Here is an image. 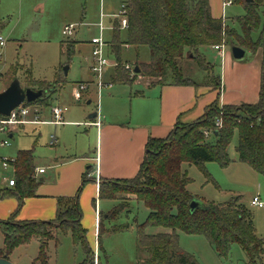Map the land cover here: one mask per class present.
<instances>
[{
	"label": "trees",
	"instance_id": "16d2710c",
	"mask_svg": "<svg viewBox=\"0 0 264 264\" xmlns=\"http://www.w3.org/2000/svg\"><path fill=\"white\" fill-rule=\"evenodd\" d=\"M237 1H241L245 8V14L237 19L242 27L241 33L229 28L223 18L213 16L211 0H127L128 28L121 30L118 21H114L107 55L119 62L123 58L125 44L132 46L136 50L140 73L131 75L128 69L117 66L113 83L132 84L141 75L151 80L150 85L165 82L194 84L195 80L186 76L183 70L182 62L187 56L207 71L213 87L220 89L221 78L214 74L213 65L200 51L202 46L228 44L231 40L232 47L237 45L253 54L261 50L262 54L257 102L220 104L217 98L196 120L177 122L167 136L149 138L147 153L134 177L99 181V199L121 200L122 193L134 194L135 199L149 209L146 219L136 223L137 245L148 253L145 261L148 264H201L195 255L180 245L179 232L205 236L218 255L225 259L230 256L233 245L238 244L245 252L246 264H264V238L258 234L254 214L241 197L218 204L206 201L209 204L207 208L192 211L190 202L195 196L188 189L192 178L182 168L183 163L197 165L208 181H214L206 163L217 161L222 167H227L232 161L229 145L237 133L239 161L264 175V23L257 40L251 35L260 26V9L264 0ZM4 26L0 21V36ZM122 32H126L124 39ZM61 46L65 47L62 53L70 58L74 50L68 41L62 42ZM144 47L149 51L146 62L139 60ZM30 74L25 88L35 89L38 86L37 89H43L45 94V82L34 80ZM65 82L66 79L58 73L55 84L63 88ZM44 94L35 101H25V104L50 106ZM3 117L0 114V118ZM218 121H221L220 126ZM34 159L33 149L19 150L14 159L18 187L15 190H0V199L11 196L18 199L11 215L0 219L4 233L0 257L10 259L18 246L27 245L37 238L39 250L31 264H49V241L57 242V235L64 233L71 234L74 243L83 250L84 258L78 264H95V250L82 224L83 212L79 202L83 186L96 181L89 176V172L83 174L82 184L74 195L58 197L53 219H17L25 198L36 195L39 186ZM123 203L107 213L100 211L98 241L102 251L103 234L128 227V224L105 227V219H115ZM149 228L161 230L149 232ZM100 256L98 254V264H103Z\"/></svg>",
	"mask_w": 264,
	"mask_h": 264
},
{
	"label": "rangeland",
	"instance_id": "374dc122",
	"mask_svg": "<svg viewBox=\"0 0 264 264\" xmlns=\"http://www.w3.org/2000/svg\"><path fill=\"white\" fill-rule=\"evenodd\" d=\"M127 0H0V21L5 26L1 36L5 40L4 46L0 45V92L5 90L11 81L17 77L23 87H26V79L31 78L45 82L46 93L44 97L52 105L67 106L66 117L70 120L83 118L86 120L85 111L88 109L100 110V114L106 111H114L122 108L126 111L130 108V101L122 92L118 98L111 99L108 92L114 88L116 90H140L142 86L127 83H113L112 76L117 66L125 67L138 65L135 61V49L124 47L123 58L116 61L113 56L109 60L116 62L115 69L113 64L106 68L104 82L112 83L111 87H103L99 90L97 80L91 70L93 62L92 47L89 41L94 36H99L96 26L100 21L101 7L108 14L104 18V24L108 28L104 38L111 45L113 20L110 18L114 13L122 9ZM244 1V0H242ZM222 3V0H221ZM222 17L225 24L241 33L242 27L237 19L245 14V8L241 1L234 2L222 10ZM261 22L258 29L252 32V38L257 40L260 29L264 23V4L260 9ZM77 25V33L68 37L63 34L65 25ZM126 37V32H122V39ZM67 42L74 50L70 58L62 53L61 43ZM230 41V42H229ZM225 51L231 52V40L225 44ZM200 51L205 55L207 61L213 65V72L224 78L225 58L221 60L218 52L212 46H202ZM148 49L142 48L140 51V61L148 59ZM260 59V55L258 56ZM242 63H254L257 60L256 53L246 51L243 58L237 59ZM183 70L186 76L195 81L206 80L209 78L208 72L201 69L196 62L189 57L183 59ZM69 66L68 73L65 75L63 68ZM62 68V69H61ZM61 69V70H60ZM127 69V68H126ZM132 75V71L128 70ZM58 73L66 79L63 88L55 84ZM77 82H89L87 97L93 101L87 103V98L77 101L73 96V89ZM38 86L35 88L37 89ZM56 90V91H55ZM122 95V96H121ZM117 102V104H116ZM241 104V103H239ZM238 104V105H239ZM44 108L42 118L50 117L51 108ZM88 115V114H86ZM32 116L30 115L29 118ZM85 126L66 124L55 125L48 122L38 124H27L23 129L15 133L10 139V146H0V181L3 177L13 176L11 165L5 169L2 158L14 160L15 154L19 149H33L35 154L34 164L48 168V174L52 172L48 166L52 160L60 155L84 154L83 152H93V133L89 135L85 131ZM55 134L59 138L57 145L50 144L51 135ZM0 138H8L5 133L0 134ZM66 143V144H64ZM237 133H235L230 145L229 155L232 159L227 167H222L217 161L206 163L207 171L212 175L214 181H208L206 174L194 164L183 163L182 168L192 178L188 185L189 191L198 198L210 203H222L240 196L254 214V222L257 232L264 238V206L250 205V199L254 195H259L264 202V175L259 174L246 163L238 160L236 151ZM92 145L91 148H88ZM20 146V148H17ZM92 182H87L81 191L80 199L85 192L88 197V207L92 212L95 210L96 196H91L85 189ZM40 184V183H39ZM82 184V182H81ZM79 185V187L81 186ZM91 186V185H89ZM88 190V189H87ZM89 194V195H88ZM121 200L98 199V206L103 212L107 213L115 206L123 203L119 214L115 219H105V227L117 224H128V227L119 232H107L102 235L99 249V241L96 239L94 248L95 264H98V254L101 256L103 264H141L148 258V253L137 245L136 223L143 222L149 209L143 202L137 201L134 194L122 193ZM11 198V197H10ZM80 206L84 214L81 201ZM161 229L149 228V232ZM93 231L88 230V240ZM180 233V245L188 252L195 255L201 264H246V255L240 245L232 247L230 256L221 258L214 247L203 235ZM4 233L0 226V248L3 246ZM91 244V243H90ZM39 241L33 238L29 244L18 246L10 256L13 264H31L37 256ZM49 264H78L84 258V253L80 245L75 244L71 234L59 233L56 240L49 241Z\"/></svg>",
	"mask_w": 264,
	"mask_h": 264
},
{
	"label": "crops",
	"instance_id": "0c3cea01",
	"mask_svg": "<svg viewBox=\"0 0 264 264\" xmlns=\"http://www.w3.org/2000/svg\"><path fill=\"white\" fill-rule=\"evenodd\" d=\"M211 6L213 16L216 18H223L221 10L224 7L221 0H211ZM110 18L112 19V16H110ZM107 29L108 28H106V30ZM89 44L92 47L90 41ZM129 47L133 48L132 46ZM259 55L260 59H258ZM256 57L257 60L255 64L242 63L233 56L232 50L230 53L225 52L224 57H221V60L225 58V70L224 78L219 75L221 78L220 89H215L209 78L204 81H195L194 84L180 85L165 82L163 84L150 85V79L138 75L133 84L142 86V89L134 91L133 87H131L130 90H124V88L116 90L111 86L112 89L108 92L111 99L118 98L123 92L125 97L130 101V108L128 110L123 111L120 107L116 108L114 111H106V113L100 114V110L97 108V117L91 119L89 115L95 112V109H88L85 111L84 118L86 120L84 121L83 118L70 120L66 117L67 114L65 113V122L55 125L78 124L79 126H85L87 134L89 135L92 132V137L95 138L93 141V146L95 145L93 147V152L84 151V154L76 153L68 156H57L52 160L51 165L48 166L49 169H52V172L49 174L47 167L42 165L36 167V164H34L35 177L40 184L36 195L25 198L17 219H53L57 211L58 197L74 195L82 182L83 174L89 172V176L95 178L96 181H91L92 183L89 184L91 186L88 185L84 190L91 196H96L94 212L88 207V197L85 195V192L80 201L84 211L82 224L87 231H93V235L89 233L91 234L90 243L92 247L95 248V241L98 239L100 211H102L98 206L99 181L101 179H126L134 177L139 171L147 153L146 145L149 138H162L167 136L177 122L189 123L196 120L205 113L207 106L217 98L220 104L257 102L259 99L261 81V50H257ZM148 60L149 55L146 61ZM135 61H137L136 50ZM111 65L112 64L108 66ZM112 66L115 69V65L113 64ZM113 74H115V70ZM111 77L113 76L111 75ZM86 83L89 86V82ZM84 92L83 98H87L88 104L91 103L93 99L87 97L88 94ZM137 92H142V94H137ZM50 106L53 107L54 105L51 103ZM52 107L50 108L51 110ZM33 108L39 110L38 112L43 122L54 124L50 122L52 113H50L48 119L42 118L44 108L46 107L39 106ZM31 116L30 119L33 118V114H31ZM98 121L100 125L96 124ZM27 124L38 123L28 122L13 125L4 133L8 138L13 139L15 133L23 129ZM57 139L58 141L55 145L59 142L58 137ZM10 144L8 146H10ZM91 146L92 145H89L88 148H91ZM17 148H20V146ZM12 165H14V163L11 164L14 175L10 176L8 179L7 177L1 179L0 190H15L18 187V183H15V185L9 184L10 179L14 178L17 181ZM38 168H44L45 171L37 173ZM17 205L18 199L16 196L0 199V219H7Z\"/></svg>",
	"mask_w": 264,
	"mask_h": 264
},
{
	"label": "built area",
	"instance_id": "2783aa9c",
	"mask_svg": "<svg viewBox=\"0 0 264 264\" xmlns=\"http://www.w3.org/2000/svg\"><path fill=\"white\" fill-rule=\"evenodd\" d=\"M234 0H223V7H226L230 4H232ZM126 2L123 4L122 9L112 15L113 19V27L112 30L115 28L114 21H118L119 28L121 30H126L128 28V15H127V9H126ZM107 16L106 13H104L103 8L101 7L100 11V21L96 25L99 30V36H94L90 39V43L92 44V57L93 62L91 65V70L95 75L96 82L98 85L99 90H101L103 87H111L112 83H106L104 82V74L106 71V67L110 64H116V62H112L109 60V56L107 55L109 43L104 38V31L106 30V26L104 24V18ZM77 25L74 24H68L65 25L63 28V34L67 35L68 37L74 36L77 33ZM6 44L5 40L2 36H0V45L4 46ZM225 43H220L213 45L214 49L218 51L220 57H224L225 55ZM125 47H129L128 44H125ZM125 67L128 70L132 71V74H134V65H130L127 63ZM88 88V84L86 82H79L75 85L73 89V96L76 100H81L83 98V92ZM67 106H61V105H54L52 107L51 113V120L50 122L54 124H62L65 122L64 115L67 111ZM39 110L37 108H33L32 106H27L25 102L21 103L19 106H17L8 116H5L3 118H0V133L7 132V130L10 128V126L13 125H19L24 123H40L43 122L41 120V116L38 112ZM33 114V118L30 119L29 116ZM97 125H100V122H96ZM217 125H221V121L217 122ZM58 139L55 134L51 135L50 138V144L55 145L57 143ZM10 144V138H0V146H8ZM3 166L5 168H8L11 164L14 163V160H11L9 158H3ZM14 168V165H12ZM44 168H38L37 173L44 172ZM10 185H15V179L9 180ZM252 206H258L263 207L264 202L261 200L259 195H255L252 197L250 201ZM97 261V256H96Z\"/></svg>",
	"mask_w": 264,
	"mask_h": 264
},
{
	"label": "water",
	"instance_id": "95a60500",
	"mask_svg": "<svg viewBox=\"0 0 264 264\" xmlns=\"http://www.w3.org/2000/svg\"><path fill=\"white\" fill-rule=\"evenodd\" d=\"M251 2L252 0H248ZM233 56L237 59H241L245 56V50L240 46H233L231 48ZM64 73L67 74L69 66L63 68ZM134 72L136 74L140 73L139 66H135ZM44 94L43 89H33L23 87L19 78L15 77L11 83L6 87L5 90L0 92V114L4 116L10 115V113L21 103L25 101H35L36 99L42 97ZM98 112L95 111L89 115V118H96ZM209 204L198 197H194L190 202L191 210L194 211L197 208H207ZM0 264H13L10 259L0 257ZM141 264H148L143 262Z\"/></svg>",
	"mask_w": 264,
	"mask_h": 264
}]
</instances>
